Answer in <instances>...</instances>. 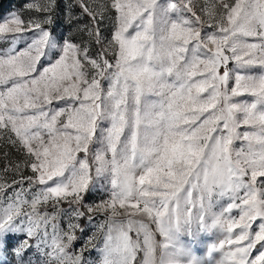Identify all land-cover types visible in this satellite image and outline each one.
I'll return each mask as SVG.
<instances>
[{"label":"snow or ice","instance_id":"6c2138e0","mask_svg":"<svg viewBox=\"0 0 264 264\" xmlns=\"http://www.w3.org/2000/svg\"><path fill=\"white\" fill-rule=\"evenodd\" d=\"M76 5L0 19V264H264V0Z\"/></svg>","mask_w":264,"mask_h":264},{"label":"rangeland","instance_id":"374dc122","mask_svg":"<svg viewBox=\"0 0 264 264\" xmlns=\"http://www.w3.org/2000/svg\"><path fill=\"white\" fill-rule=\"evenodd\" d=\"M29 2V0H0V19L8 16L10 12L13 11H23L25 4ZM197 6V11L199 12L200 6L206 2V0H194ZM59 10L56 17V22L53 25L56 32L58 34L63 35L65 38H75L77 42L80 40V33L77 32L75 21L71 20V17H75L76 20L80 21V24L83 25L87 21V17L80 15V9L76 5V0H58ZM207 27V25H205ZM111 29V24L109 21H105L104 30L105 36L109 34V30ZM95 52V47L92 49ZM107 85L105 84V87ZM244 99H251L250 97H243ZM106 126V122H105ZM243 130V128L241 129ZM237 146H239V142H237ZM0 149L3 151H10L13 153L14 157V149L9 147H5L3 142H0ZM2 155V153H0ZM30 174V173H28ZM99 194H93L88 197L89 203H94L99 200ZM64 208H67V205H63ZM234 215H238V210L234 211ZM104 220L103 214L93 213V219L89 220L87 217L82 218L79 223L83 231H77L78 239L73 244V249L79 251L89 240L90 237H96L93 241L94 243L99 242L100 233L97 232V227ZM64 222H67V218H64ZM255 228L256 225L254 224ZM215 237L210 242H214ZM98 251L96 249L90 248L88 252H86V256L90 259L98 258Z\"/></svg>","mask_w":264,"mask_h":264}]
</instances>
